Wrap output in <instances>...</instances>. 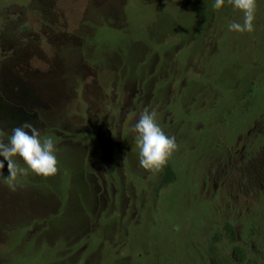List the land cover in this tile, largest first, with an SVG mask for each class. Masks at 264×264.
Instances as JSON below:
<instances>
[{
	"label": "rangeland",
	"instance_id": "1",
	"mask_svg": "<svg viewBox=\"0 0 264 264\" xmlns=\"http://www.w3.org/2000/svg\"><path fill=\"white\" fill-rule=\"evenodd\" d=\"M213 3L0 0V142L27 120L58 161L0 178V264H264V0L246 33ZM145 110L178 145L158 171Z\"/></svg>",
	"mask_w": 264,
	"mask_h": 264
},
{
	"label": "clouds",
	"instance_id": "2",
	"mask_svg": "<svg viewBox=\"0 0 264 264\" xmlns=\"http://www.w3.org/2000/svg\"><path fill=\"white\" fill-rule=\"evenodd\" d=\"M226 2L242 15V22H228V31L252 32L257 0H214L213 7L219 9ZM130 131L134 133L139 150L138 162L143 169L158 171L177 150L175 136L165 134L151 111H142ZM56 152L53 136L43 135L41 129L30 121H22L10 129L6 142H0V178L7 182L10 190L15 191L18 178L29 174L53 176L57 172ZM5 164L6 177L2 175Z\"/></svg>",
	"mask_w": 264,
	"mask_h": 264
},
{
	"label": "trees",
	"instance_id": "3",
	"mask_svg": "<svg viewBox=\"0 0 264 264\" xmlns=\"http://www.w3.org/2000/svg\"><path fill=\"white\" fill-rule=\"evenodd\" d=\"M93 22V21H92ZM88 25H89V23H88ZM88 25H86L87 26V28H88V30H87V32H85V36H86V38L87 37H90V38H88V39H94V38H96V30H97V25H96V23H92L90 26H88ZM82 47L80 48V50H85V55H88L89 56V61H91V62H95V60L96 59H93L90 55H89V53H88V50H89V46L88 45H85L84 44V46H83V44L81 45ZM94 50H92V52H93ZM100 64H102L101 62H100ZM126 73H128V71L126 72ZM255 87V86H254ZM250 89H252L251 88V85H250ZM255 89V88H254ZM263 116H264V112H261L260 110H257L256 111V115L253 117L252 116V118H251V120H250V122L252 121V122H254V124L255 125H258V127L256 128V129H258V131H261L260 129H262L261 128V125L264 127V118H263ZM264 133V132H263ZM53 134V133H52ZM43 135H50V133L49 134H43ZM257 136H258V134H257ZM263 137H264V135L262 136V140H263ZM255 139H258V138H255ZM259 140V139H258ZM251 144V143H250ZM167 173H170V171H168ZM168 178H171V174H169V177ZM166 179H167V177H166ZM1 183V182H0ZM52 248V247H51ZM53 249H57V247H54ZM2 264H18V261H17V259L15 258V259H9V260H5V262L4 263H2Z\"/></svg>",
	"mask_w": 264,
	"mask_h": 264
}]
</instances>
